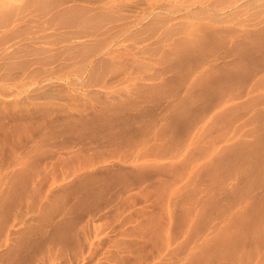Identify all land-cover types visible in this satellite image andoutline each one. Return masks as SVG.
I'll list each match as a JSON object with an SVG mask.
<instances>
[{
    "label": "rangeland",
    "instance_id": "1",
    "mask_svg": "<svg viewBox=\"0 0 264 264\" xmlns=\"http://www.w3.org/2000/svg\"><path fill=\"white\" fill-rule=\"evenodd\" d=\"M248 196L264 0H0V264H264Z\"/></svg>",
    "mask_w": 264,
    "mask_h": 264
},
{
    "label": "bare ground",
    "instance_id": "2",
    "mask_svg": "<svg viewBox=\"0 0 264 264\" xmlns=\"http://www.w3.org/2000/svg\"><path fill=\"white\" fill-rule=\"evenodd\" d=\"M210 65H211V64H210ZM211 158H213V157H211ZM211 160H212V159H211ZM208 162L210 163V161H208ZM212 163H213V161H212ZM262 200H264V199H262V198H260V197L248 196L247 198H245V199L242 200V201H243L244 203H247V202L250 201V204H249L248 206L244 205V206H243V210H242V212L247 211L246 214L249 215V210L252 208V205H253V204H254V205H259V204L261 203ZM255 218H257V214L255 215Z\"/></svg>",
    "mask_w": 264,
    "mask_h": 264
}]
</instances>
